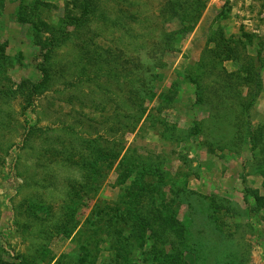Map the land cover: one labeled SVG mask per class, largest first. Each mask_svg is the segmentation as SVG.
<instances>
[{
  "label": "rangeland",
  "instance_id": "1",
  "mask_svg": "<svg viewBox=\"0 0 264 264\" xmlns=\"http://www.w3.org/2000/svg\"><path fill=\"white\" fill-rule=\"evenodd\" d=\"M83 4L0 0V264H264V0ZM85 46L146 86L79 82ZM64 124L119 152L91 168ZM149 203L178 223L138 244Z\"/></svg>",
  "mask_w": 264,
  "mask_h": 264
},
{
  "label": "trees",
  "instance_id": "2",
  "mask_svg": "<svg viewBox=\"0 0 264 264\" xmlns=\"http://www.w3.org/2000/svg\"><path fill=\"white\" fill-rule=\"evenodd\" d=\"M100 1L103 0H84V9L85 11L83 12L82 17H84V14L87 12V14L92 15L91 17L95 18L98 15V10H100L98 8V5L100 3ZM185 2H183L181 5L183 6ZM180 5V4H179ZM181 6V7H182ZM176 6H174L175 9ZM178 12V11H177ZM172 14H175L174 12H172ZM191 15L190 13L184 14L183 16H181V21H184V19L187 16ZM103 17V16H102ZM194 19V16L193 18ZM87 21V20H86ZM38 28H41L43 25V22H40L39 24H37V22H34ZM71 38V35H69ZM68 36V37H69ZM66 37V39L70 40V38ZM64 40V41H67ZM94 40H92V38L90 39V42H93ZM96 44V41L93 43ZM87 45V44H86ZM87 51L85 56H83L80 61L84 62V61H88L89 65H86L85 67H90L92 69L91 71H88L85 67L83 69V74H81V78L80 76H78L79 78H77V80L80 82L84 76V78H86V80L88 81H103V83L101 84V86L104 88V90L107 89V84L108 83H113L117 84L116 86H118L119 88H117V90H114L115 93H118L117 98L120 99V101H122V95H126V93L128 91L132 92H136L133 89L135 88L133 85V81L135 82L136 80L139 81V83L142 84L143 87L146 86V82L142 79L141 77V71L138 72V68L142 67L141 63L138 62H129L127 60H125L126 63L122 62L121 59V55L117 54L118 50L115 53H111V48H109L108 52H105V54L109 53L108 57H105L103 59V55L99 54V55H93L90 52V46H85ZM45 50V49H43ZM96 50L99 51V46H96ZM100 52V51H99ZM114 52V51H113ZM102 56V57H101ZM116 56V57H115ZM115 57V58H114ZM80 61L78 62V64L80 63ZM123 76H122V73ZM93 73V75L91 76L90 74ZM258 75V74H256ZM49 75L47 74V79H49ZM125 77V78H124ZM98 79V80H97ZM106 81V83H105ZM78 82V83H79ZM105 84V85H104ZM109 89V87H108ZM129 93V92H128ZM136 93L134 94V98L136 97ZM125 97V96H124ZM123 97V99H124ZM154 96H152L153 98ZM160 105V104H159ZM37 129H39V127H37ZM42 129V132L44 133V129ZM63 131L66 132V134H71V136H74V144L73 147L76 151V153H91V155H94L97 159L93 160V163L91 165V168H93V166L95 165V162L97 161H101V160H106L107 158L110 157V152L114 153H118L119 150H116L115 147L112 148V150H110L109 148V142L108 140H106L104 137H102L101 135H98L96 138H89L86 137L85 135L83 136V133L79 130H77L76 128H74L71 125L68 124H64L61 125V127L59 128ZM33 133V132H32ZM28 138L31 139L32 134H28L27 135ZM28 143H33L31 140ZM72 144V143H71ZM65 145H63L60 148L61 152H65L64 148ZM82 154V156H83ZM85 161H82V164H78L80 169L85 170L86 166L84 164ZM90 174V173H89ZM96 175V174H94ZM88 177V176H87ZM89 177L91 178V175H89ZM153 204V201H152ZM152 204H148L146 205V207H143L144 205L137 207L138 211V218L140 220V223L138 225V228H135L138 232L136 233V236L140 237V239H138V244L142 243L145 239H152V237L154 236V242H159L164 238L166 231H168V229L170 227H172L173 225H176L178 223V220L175 219L173 222H171L170 220H167L163 217L162 213L156 215L154 210H152ZM165 206V205H164ZM119 211V210H118ZM102 214L104 212H101ZM106 215H108V213H105ZM152 216H153V220H152ZM109 221L111 222V224L113 225V227L111 229H105L104 231H106V237H113L114 241L117 243H123L122 239L119 237L120 233L122 232V228H120V225H123L124 221H126L124 215H120L118 214L116 216V214L114 216L109 215ZM101 221V220H100ZM99 220L97 222H100ZM94 223V224H97ZM115 226V228H114ZM104 227V226H103ZM125 229V226H124ZM101 230H102V226H101ZM172 231H175V229H172ZM179 234H180V240L181 241H185L186 237H185V228L183 226H181L176 230ZM95 233L98 232L96 231ZM172 236V234H171ZM153 237V238H154ZM188 242V240H186V243ZM157 243H155V248ZM114 248V247H113ZM116 249V248H114ZM124 264H133L132 262H128V263H124Z\"/></svg>",
  "mask_w": 264,
  "mask_h": 264
}]
</instances>
